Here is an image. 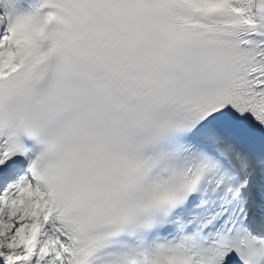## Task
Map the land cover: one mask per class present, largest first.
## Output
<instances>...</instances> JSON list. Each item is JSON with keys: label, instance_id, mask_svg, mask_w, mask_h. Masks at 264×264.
<instances>
[{"label": "snow or ice", "instance_id": "6c2138e0", "mask_svg": "<svg viewBox=\"0 0 264 264\" xmlns=\"http://www.w3.org/2000/svg\"><path fill=\"white\" fill-rule=\"evenodd\" d=\"M0 264H264V0H0Z\"/></svg>", "mask_w": 264, "mask_h": 264}]
</instances>
